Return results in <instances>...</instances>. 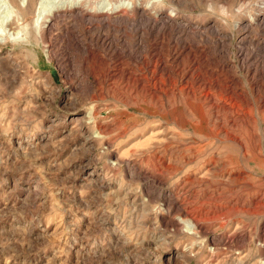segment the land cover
I'll return each mask as SVG.
<instances>
[{
	"label": "rangeland",
	"instance_id": "rangeland-1",
	"mask_svg": "<svg viewBox=\"0 0 264 264\" xmlns=\"http://www.w3.org/2000/svg\"><path fill=\"white\" fill-rule=\"evenodd\" d=\"M262 1L163 0L187 29L177 61L168 38L136 47L128 27L109 49L80 26L77 44L62 29L13 42L0 2V264H264V204L250 200L264 163L236 184L242 164L218 142L264 145V84L240 64L232 14ZM89 44L123 57L96 62ZM152 51L151 64L125 58ZM178 208L203 231L191 238Z\"/></svg>",
	"mask_w": 264,
	"mask_h": 264
},
{
	"label": "bare ground",
	"instance_id": "bare-ground-1",
	"mask_svg": "<svg viewBox=\"0 0 264 264\" xmlns=\"http://www.w3.org/2000/svg\"><path fill=\"white\" fill-rule=\"evenodd\" d=\"M162 1L163 0H0L4 9L8 12V14H6L8 15V18H6L8 25H6L10 31H13L10 33H15L13 37H11L13 34L10 36L13 38V42L32 40L35 44H39L47 37H50L53 31L60 29H62L68 37H71L72 32H70L71 30L69 31V29L74 30L80 26L85 33L92 35V41H95V43H99L100 41L101 45H105V49H109L112 48V43H105L108 40L109 31L112 32L114 30L128 27L132 29L133 35L136 36V42L134 41L136 47H141V44L149 38L154 40L160 37L162 39L168 38L175 47L181 49L178 53L176 52L177 54H170L171 59L177 61L179 58L182 59L181 56L185 50L188 49V45L185 44L187 42L184 43L187 29L186 26H178L176 24L174 20L176 12L171 10L167 13ZM258 6V10L247 19L242 18V8L232 10V14L234 17H237L234 28L237 31L240 29L239 34H241L237 44V47H239L238 59L240 64L245 68L246 73H250L253 78L260 77L259 80L263 86L264 83L262 80H264V71L262 68L264 67V64L262 63L263 67L260 69H258V67L251 69L246 66L247 62L253 61L258 57L263 58L264 56V42L262 40L259 41V39L256 40L258 35L264 34V0ZM28 16H31V20L25 21L23 22V25L18 26L19 22L24 21ZM252 32L256 33L255 35L257 36L253 37L251 35ZM79 36V33H77L76 37L74 35L72 36L74 43L79 42ZM3 39L4 37L2 40ZM146 43L147 42H145V44ZM245 47H252V49L248 51L247 49L245 50ZM92 48V45H87V47H85V55L87 58L99 63L105 62V57L106 59L116 60L117 58L120 60L123 57L120 55L117 57L110 56L109 51H107L108 53L104 54V56L100 51H94ZM191 50L188 52L194 57V60H196L197 56L202 55V52H194L193 54ZM154 51L149 52L147 57H144L143 55H129L125 58L126 60L129 59L133 62L139 61L141 63L151 64L159 61L162 55ZM261 60L264 61V58ZM212 105L215 106V108L219 107L215 103ZM89 115L92 116L91 113H89ZM91 119L94 118L91 117ZM218 142L220 143V149L222 150H235L237 153L236 160H239L242 164L243 170L237 169L235 173H232L230 175L232 176L231 181L240 185L247 184L251 187V183L247 182V179H250V174L253 170L251 162L255 163L257 160H260L264 163V145L256 142H242L233 139L227 143ZM193 150L194 152H192V156H200L204 154L203 152L206 154L210 151V148L208 144H205L196 146ZM260 150H263V153H261ZM229 159L232 158L229 157ZM210 161V165H214L212 162L213 159ZM256 175L261 176L260 174ZM250 200L255 206L254 208L263 205L264 188H257L250 197ZM243 202H240L241 205ZM175 207V203L169 201L167 204V211L170 212L171 210H174ZM176 212L178 221L181 224L190 227L187 229V232L191 238L203 231V227L200 226L196 219L190 217L191 215L186 211L178 208Z\"/></svg>",
	"mask_w": 264,
	"mask_h": 264
}]
</instances>
